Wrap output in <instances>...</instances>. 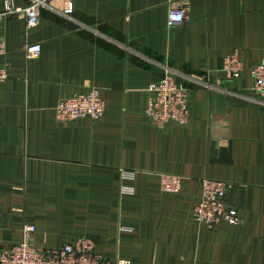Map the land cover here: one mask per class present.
<instances>
[{"label": "crops", "instance_id": "1", "mask_svg": "<svg viewBox=\"0 0 264 264\" xmlns=\"http://www.w3.org/2000/svg\"><path fill=\"white\" fill-rule=\"evenodd\" d=\"M72 2L71 18L50 1L34 27L23 15L0 24V65L9 67L0 83V248L33 225L39 248L85 238L110 262L264 264V104L251 75L264 63V0ZM173 2L187 15L170 27ZM34 44L41 54L27 59ZM231 55L244 65L235 79L223 72ZM169 71L189 91L190 119L158 129L144 112L149 88ZM91 89L106 102L100 120H56L61 101ZM229 143L231 162H221ZM166 175L181 179L178 194L163 191ZM202 180L229 185L240 226L197 220Z\"/></svg>", "mask_w": 264, "mask_h": 264}, {"label": "built area", "instance_id": "2", "mask_svg": "<svg viewBox=\"0 0 264 264\" xmlns=\"http://www.w3.org/2000/svg\"><path fill=\"white\" fill-rule=\"evenodd\" d=\"M27 8L16 6L13 0L6 1V9L0 13V24L12 15H23L28 27L38 24L42 9L50 6V1L64 4L63 15L71 18L75 8L72 0H28ZM187 8L182 2H173L169 12V26L185 22ZM40 44L26 47L27 59L40 56ZM5 55V44L0 41V57ZM9 67L0 65V83L9 78ZM244 71V65L237 55H231L224 60L223 72L229 79L238 78ZM254 79L253 91L259 102L264 104V63L251 70ZM176 72L169 71L156 84L151 85V97L145 108L144 115L152 125L164 129L170 123L187 125L190 119L189 91L179 79ZM106 111V102L99 90L91 89L87 94H78L61 101L56 107V120L60 123H76L82 119L100 120ZM182 188L179 177L163 176L162 189L166 193L178 194ZM229 185L220 181L202 180L199 183V197L194 212L197 220L215 230L223 223L231 227L241 225L236 209L227 202ZM36 227L25 225L19 241L8 248H0V264H131L127 260L110 262L100 254L93 241L85 238L55 249H43L35 245Z\"/></svg>", "mask_w": 264, "mask_h": 264}, {"label": "water", "instance_id": "3", "mask_svg": "<svg viewBox=\"0 0 264 264\" xmlns=\"http://www.w3.org/2000/svg\"><path fill=\"white\" fill-rule=\"evenodd\" d=\"M214 152L216 153L215 147H214ZM230 152H231V143H229L228 147L220 149L221 162H229V163L231 162L229 155Z\"/></svg>", "mask_w": 264, "mask_h": 264}]
</instances>
